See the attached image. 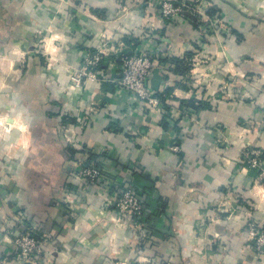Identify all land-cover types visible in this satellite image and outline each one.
<instances>
[{
  "label": "crops",
  "instance_id": "0c3cea01",
  "mask_svg": "<svg viewBox=\"0 0 264 264\" xmlns=\"http://www.w3.org/2000/svg\"><path fill=\"white\" fill-rule=\"evenodd\" d=\"M213 5L230 26L220 44L147 0H0L3 264H26L4 237L16 218L48 237L40 264H264L247 240L248 222L264 229V176L239 156L260 149L264 161V2ZM106 29L114 36L103 45ZM131 50L155 53L150 80L170 90L167 115L110 80ZM192 50L201 64L173 71ZM95 55L94 76L72 87L71 74ZM188 75L198 83L181 81ZM92 165L111 187L75 177ZM70 185L84 191L75 205ZM124 187L144 204L137 226L111 220Z\"/></svg>",
  "mask_w": 264,
  "mask_h": 264
},
{
  "label": "built area",
  "instance_id": "2783aa9c",
  "mask_svg": "<svg viewBox=\"0 0 264 264\" xmlns=\"http://www.w3.org/2000/svg\"><path fill=\"white\" fill-rule=\"evenodd\" d=\"M149 4L157 5L160 9V13L167 20H174L176 18H188L189 15H197L198 19L205 23V26H200L202 34L207 32L216 33L215 27L221 19L217 17L211 18L206 14V5L191 4L188 0H147ZM191 10V12H190ZM188 11L194 14H187ZM119 16L128 15L131 13L124 7L118 9ZM190 19V17L188 18ZM191 20V19H190ZM114 29L124 30L121 27H114ZM113 30H104L99 33L102 44L105 45L114 36ZM155 53L149 50H131L122 54L120 63L117 67V74L114 78L110 79L115 83L119 89H123L129 92V95L134 100L142 101L143 106L150 112L156 115H167L168 110H171L170 103L168 102L170 96L161 93L159 89L153 88L151 83V73L154 66ZM100 59V56L95 55L92 59H88L78 71L72 73L70 76L71 86L74 88H81L84 79L92 77L94 74L88 68V66L95 65ZM199 57H194V65L198 63ZM169 66V65H167ZM166 69V67L164 66ZM178 106L172 104L173 110ZM188 113V112H186ZM171 149L179 151L180 147L178 143L172 144ZM240 157L245 159L246 162L253 167H260L262 176H264V161L261 159L260 149H249V147H243L240 152ZM75 177L83 179L88 183L97 184L99 187L109 188L113 185L106 175L102 167L99 165H92L89 167H78ZM84 191L80 187L70 185L67 187V202L75 205L82 200ZM113 206L115 208V216L111 219L115 225H121L126 218H130L133 221V225H138L139 219H142L144 215V204L137 193L132 187H124L116 191L112 196ZM17 224H7V233L5 238H9L14 245V252L17 258L26 264H40L39 258L43 252L44 243L48 240V237L36 236L30 233L28 229H25L22 221L16 218ZM247 240L251 243V246L259 257H262L264 262V229H262L256 222L247 223ZM11 237V238H10ZM0 264L3 261L0 260ZM132 264H149L146 260H138Z\"/></svg>",
  "mask_w": 264,
  "mask_h": 264
},
{
  "label": "rangeland",
  "instance_id": "374dc122",
  "mask_svg": "<svg viewBox=\"0 0 264 264\" xmlns=\"http://www.w3.org/2000/svg\"><path fill=\"white\" fill-rule=\"evenodd\" d=\"M177 1H180V0H177ZM191 4H194V5H196V4H199V2H200V0H188ZM244 1H247V0H244ZM255 1H259V2H261V3H263L264 2V0H255ZM202 2H204V5H206V7H209L208 5H211V4H214V0H202ZM202 4V3H201ZM190 12H191V10H190ZM189 11H188V15L189 14H194L193 12L192 13H190ZM196 17H197V21L199 22L198 24L201 26H205V23L204 22H202V21H200L199 19H198V16L196 15ZM217 17V16H216ZM212 18H215V17H212ZM218 18V17H217ZM215 31H216V33H211V32H207L206 34H203L204 36L206 35L208 38L206 39V41L204 42V43H207L208 42V39L211 37V41H213V42H216V44H220V43H222V39H225L227 36H228V34L230 33V26L225 22V21H222L221 20V24H217L216 25V27H215ZM203 36V37H204ZM214 38H216V39H219V41H216ZM201 42H202V40H201ZM194 49H197V51H196V53L199 51V50H201V49H203V48H199V50H198V47H196L195 46V48ZM195 52H193V50L190 52V54L187 56V58L185 59V63H186V65L188 66V68H192V67H196L193 63L195 62L194 61V59H193V54H194ZM198 57V56H197ZM207 60H209V59H207ZM198 63L199 64H201L200 63V60L198 61ZM197 63V64H198ZM188 70V69H187ZM207 72V71H206ZM195 75V74H194ZM196 76V75H195ZM181 81H185V82H188V80L189 81H192L193 83H198V80H199V78L197 77L196 79H192V77H190V75H188L187 77L185 76V77H181Z\"/></svg>",
  "mask_w": 264,
  "mask_h": 264
},
{
  "label": "trees",
  "instance_id": "16d2710c",
  "mask_svg": "<svg viewBox=\"0 0 264 264\" xmlns=\"http://www.w3.org/2000/svg\"><path fill=\"white\" fill-rule=\"evenodd\" d=\"M205 11H206V14L212 18V17L218 16L219 9L215 5H213V6L208 7ZM189 17L194 19L196 22V25H198L199 22L197 21V17L195 15H189ZM174 62H175V67L173 71H175L177 74L185 75V72L188 69V66L185 63V60H178V58L176 57L174 58ZM166 92H170V90L169 89L165 90L164 93Z\"/></svg>",
  "mask_w": 264,
  "mask_h": 264
},
{
  "label": "water",
  "instance_id": "95a60500",
  "mask_svg": "<svg viewBox=\"0 0 264 264\" xmlns=\"http://www.w3.org/2000/svg\"><path fill=\"white\" fill-rule=\"evenodd\" d=\"M153 88L157 89V86H158V82L157 80H153Z\"/></svg>",
  "mask_w": 264,
  "mask_h": 264
}]
</instances>
